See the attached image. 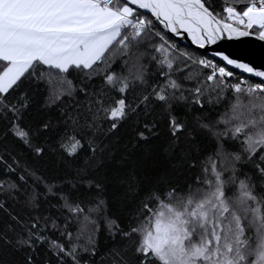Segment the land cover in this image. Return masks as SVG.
<instances>
[{
  "label": "snow or ice",
  "instance_id": "1",
  "mask_svg": "<svg viewBox=\"0 0 264 264\" xmlns=\"http://www.w3.org/2000/svg\"><path fill=\"white\" fill-rule=\"evenodd\" d=\"M0 264H264V0H0Z\"/></svg>",
  "mask_w": 264,
  "mask_h": 264
},
{
  "label": "water",
  "instance_id": "2",
  "mask_svg": "<svg viewBox=\"0 0 264 264\" xmlns=\"http://www.w3.org/2000/svg\"><path fill=\"white\" fill-rule=\"evenodd\" d=\"M180 43H181V45L183 46V45L188 44L189 42H188V41H180Z\"/></svg>",
  "mask_w": 264,
  "mask_h": 264
}]
</instances>
